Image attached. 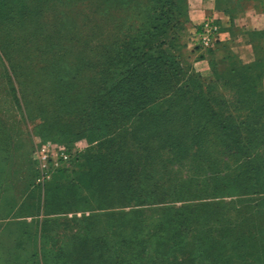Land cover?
I'll return each instance as SVG.
<instances>
[{
    "label": "rangeland",
    "instance_id": "rangeland-1",
    "mask_svg": "<svg viewBox=\"0 0 264 264\" xmlns=\"http://www.w3.org/2000/svg\"><path fill=\"white\" fill-rule=\"evenodd\" d=\"M34 2L0 0V264L67 262L55 256L86 225L99 233L90 240L108 232L102 248L120 241L116 264H133L132 253L141 264H262L264 150L196 148L158 94L126 87L147 0ZM200 52L188 56L196 71ZM146 184L153 202L123 203ZM141 211L135 231L158 245L135 249L116 227ZM44 228L57 246L47 259ZM29 234L36 241H21Z\"/></svg>",
    "mask_w": 264,
    "mask_h": 264
},
{
    "label": "trees",
    "instance_id": "trees-1",
    "mask_svg": "<svg viewBox=\"0 0 264 264\" xmlns=\"http://www.w3.org/2000/svg\"><path fill=\"white\" fill-rule=\"evenodd\" d=\"M18 1L20 0H12L11 4ZM34 3L39 8L45 0H35ZM123 4L128 5L127 2ZM261 9L259 12L264 14V3L261 4ZM186 11L187 0H147L146 16L143 17L147 21L146 27L137 29L138 39L145 37L147 40H142L144 43L141 41L135 44L134 51L131 52L134 56L133 60L127 63L131 80L127 81L126 87L129 90L134 89L138 85L133 81L136 80L140 84L144 83L139 87V91L158 94V98L155 96V99L159 102L164 101L161 107L165 115L182 116L184 118L180 119V124L185 125V121L189 123L188 131L195 133L191 143L196 148H202L203 145L214 142L216 148L235 147L253 151L261 148L264 150V30L251 32L255 60L248 65L243 64L226 45L222 47L224 54L221 58H217L214 54L216 48L203 53L197 45H194L192 51L194 53L201 51V60L209 57L210 73L203 76L188 62V56L191 57L192 54V51L189 52L192 33L189 31ZM160 84L163 85V90L156 88V85ZM125 91L127 92V89ZM180 124L176 121V127L179 130H181ZM208 133H213L216 140H208ZM186 149L183 141H180L178 144L180 153H186ZM262 155L264 157V154ZM198 156L206 157V155ZM197 158H195L196 162H198ZM175 160L179 162V158ZM141 188L144 189H141L140 195L126 194L123 203L130 205L135 202L138 206L153 202L151 199L153 195L143 192L148 185ZM120 194L123 199V192ZM136 214V223H124L125 220L122 221L123 223H117V236L125 239L127 235L130 241L128 244L135 249L158 245L157 235L154 238L153 234L141 235L143 229L135 231L138 224L143 225L144 220L142 211ZM120 217L128 220L131 217V220H134L130 213H121ZM131 228L133 232L127 234L132 231ZM83 229L85 232L81 234L78 241L65 245L64 250L55 256L58 257L60 254L64 256L60 261L67 262H61V264H71L68 261L72 260H80L78 264H100L101 262L116 264L117 255H111L112 252L116 253L114 248L119 247L120 241H114L113 247L107 250L102 248L104 242L109 243L106 240L107 231H104L102 240L97 241L96 238L91 240L89 238L99 234L95 227L90 229V226L86 225ZM109 232H114V228ZM69 235L70 231L67 229L65 236ZM43 236L42 253L47 259L57 246L46 228L43 229ZM24 240L36 241L32 234L21 239L25 242ZM135 240L138 242L135 243ZM80 255H89V257ZM132 255L133 264L136 262L141 264L140 259L136 260L134 257L137 256L133 253ZM159 260L163 259L159 258ZM260 263L264 264V259H261Z\"/></svg>",
    "mask_w": 264,
    "mask_h": 264
},
{
    "label": "crops",
    "instance_id": "crops-1",
    "mask_svg": "<svg viewBox=\"0 0 264 264\" xmlns=\"http://www.w3.org/2000/svg\"><path fill=\"white\" fill-rule=\"evenodd\" d=\"M262 3L264 0H187L186 18L189 21V31L195 33L206 20H211L217 28L218 46L214 52L217 58L223 56L222 47L226 45L243 64H252L255 57L251 32L264 30V18L259 17ZM192 45L194 46L191 42L190 47ZM202 64L203 69L199 70L198 66ZM195 67L208 74L210 66L207 60H201Z\"/></svg>",
    "mask_w": 264,
    "mask_h": 264
},
{
    "label": "built area",
    "instance_id": "built-area-1",
    "mask_svg": "<svg viewBox=\"0 0 264 264\" xmlns=\"http://www.w3.org/2000/svg\"><path fill=\"white\" fill-rule=\"evenodd\" d=\"M193 34L197 46L203 53L211 51L217 46V28L211 20H206Z\"/></svg>",
    "mask_w": 264,
    "mask_h": 264
}]
</instances>
